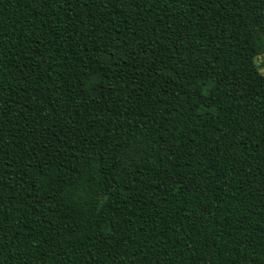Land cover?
<instances>
[{
  "label": "trees",
  "instance_id": "obj_1",
  "mask_svg": "<svg viewBox=\"0 0 264 264\" xmlns=\"http://www.w3.org/2000/svg\"><path fill=\"white\" fill-rule=\"evenodd\" d=\"M264 0H0V264H264Z\"/></svg>",
  "mask_w": 264,
  "mask_h": 264
},
{
  "label": "rangeland",
  "instance_id": "obj_2",
  "mask_svg": "<svg viewBox=\"0 0 264 264\" xmlns=\"http://www.w3.org/2000/svg\"><path fill=\"white\" fill-rule=\"evenodd\" d=\"M256 61H257V64L259 65V68L264 73V54L263 55H259L257 57Z\"/></svg>",
  "mask_w": 264,
  "mask_h": 264
}]
</instances>
